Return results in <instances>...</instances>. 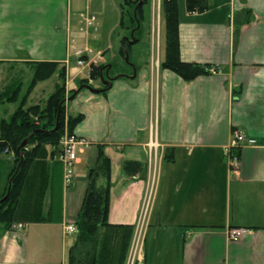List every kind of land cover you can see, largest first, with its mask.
<instances>
[{
  "label": "crops",
  "instance_id": "obj_1",
  "mask_svg": "<svg viewBox=\"0 0 264 264\" xmlns=\"http://www.w3.org/2000/svg\"><path fill=\"white\" fill-rule=\"evenodd\" d=\"M152 3L157 8L161 0ZM207 4L205 13L190 14L186 0H178L181 60L211 66L209 75L187 82L163 70L164 51L141 74L136 67L133 76L119 71L111 87L81 89L68 101L67 118L83 117L73 134L89 143L79 153L74 183L65 187L63 164L49 157L45 220L0 230V264H68L100 147L111 161L109 225L116 231L110 234L123 243L129 240L126 228H133L126 264L137 242L142 264H264V0ZM123 5L124 0H0V73L56 63L66 68V88L74 91L85 78L77 68L78 52L84 51L88 65L119 68ZM72 70L78 73L72 76ZM152 126L159 146L151 150ZM235 130L257 142L241 149L238 169L223 154ZM4 157L11 166L2 173L1 195L14 168L13 155ZM128 161L141 163L144 171L127 177ZM70 225L74 234L67 233ZM234 230L245 232L233 241Z\"/></svg>",
  "mask_w": 264,
  "mask_h": 264
},
{
  "label": "trees",
  "instance_id": "obj_2",
  "mask_svg": "<svg viewBox=\"0 0 264 264\" xmlns=\"http://www.w3.org/2000/svg\"><path fill=\"white\" fill-rule=\"evenodd\" d=\"M146 4L147 0H142V5L137 10V21L140 23L143 20L142 8ZM186 9L190 14H203L208 10L207 0H186ZM162 13L166 56L161 68L177 74L187 82L209 75L211 66L191 64L181 60L178 0H163ZM123 17H121V26ZM238 33L239 31L236 37ZM126 47L129 51L130 46ZM120 54L124 59L123 48ZM104 68L107 69L92 65L91 77L99 80ZM31 69L33 79L28 87L29 93L38 83L48 81L55 75H58L62 85L56 87L44 108L40 105L25 108L28 93L21 98L20 106L14 115L7 120H0V157L2 155L14 157V168L9 176L10 192L6 190L3 195L0 194V230L4 232L11 230L15 224L39 222L41 219L43 197L50 183L51 172L45 150L50 146L56 149L50 154V158L57 156L66 129V68L56 63H40ZM22 84V81L18 80L13 83V86L15 85L13 90L12 87L3 90L0 88V106L20 99ZM82 120V116L69 118L68 132L73 134ZM57 125L58 129H56ZM27 139L28 144L22 147ZM38 168L41 172H36ZM143 171L144 167L139 162L128 161L123 164V172L129 178H136ZM1 177L0 168V182ZM110 189L111 161L106 156L104 148L100 147L97 165L90 171L83 207L76 221L77 241L70 250L68 264H102L105 260V264L109 261L110 264H116V261L118 264H126L133 228H126L130 233L129 240L123 239V243L117 240L116 235L110 234L116 231V227L109 225ZM102 228L106 230L101 237Z\"/></svg>",
  "mask_w": 264,
  "mask_h": 264
},
{
  "label": "rangeland",
  "instance_id": "obj_3",
  "mask_svg": "<svg viewBox=\"0 0 264 264\" xmlns=\"http://www.w3.org/2000/svg\"><path fill=\"white\" fill-rule=\"evenodd\" d=\"M130 3V5L127 3ZM138 1L139 0H124V5H123V9H122V16L124 21H123V25L121 26L122 28H124L122 30L123 34H126L125 39H123L122 41V48L124 43L126 44L125 46L128 45V41H132V40H139L137 43L135 44H130V54L129 51L126 49H124V53L125 50L128 52L129 55V61L127 62L125 59H122V56H119L121 59L119 61H121V63L119 62L120 67L119 68H114L112 71L105 69L102 70V76L105 79L106 73L107 71H109V78L114 79L115 74L119 71H128V74L133 76L136 69L137 72H139L140 74L147 69V65L151 64L152 59L155 58L156 55V60H157V55L160 56V54L163 56L164 55V51H165V26H164V18H163V13H162V0L161 3L159 5H157L156 7H153V3L152 0H150V3L144 5V17L142 22L140 23L139 21H137V16H135V12L136 9L138 7ZM142 1V0H141ZM154 10V15H152V12ZM156 11V13H155ZM133 17L135 19H133ZM95 22V18H91L90 20H86V23L88 24V26L92 27L93 24ZM133 36V38H132ZM113 37V36H112ZM111 37V38H112ZM104 42L107 43L108 39L107 38H103ZM111 46L114 45L116 46L115 43V38L113 37L112 41L110 42ZM85 52H88L89 54H91L90 50H85ZM84 54L83 52H78V56L80 57V55ZM77 58L76 63H77V68L79 69V74L81 75V77H85L84 80H82L79 84L78 89L74 90V91H68L67 88L65 87V99L69 100L72 97H76L77 93L81 90V89H86L87 87H103L102 85V81L101 78L99 80L93 79L91 77V71H92V65H90L89 67H85L84 65L80 66L79 63V59ZM126 56H124L125 58ZM82 61L86 64H88L84 59H82ZM81 61V62H82ZM99 60H97L98 62ZM96 62V63H97ZM93 66L97 67L96 65L93 64ZM99 67H104V66H99ZM124 67L123 70H120ZM136 67V69L134 70V68ZM84 71V72H83ZM76 73H78L77 70H72V76H74ZM127 74V75H128ZM125 75V76H127ZM66 76H67V70H66ZM33 79L32 76V69L31 67L28 68L27 70L25 69H20V70H5L4 72L0 73V88L3 89H8L9 87H12L11 90L14 89L13 83L17 82L18 80L22 81V89H21V94H20V99L16 102L13 103H5L3 105L0 106V120L1 119H9L12 115H14L17 111V109L20 106V101L22 100V97H25L28 95L29 93V85L31 83ZM108 78H106L105 80H107ZM12 85V86H11ZM58 85H62V82L59 80L58 75L53 76L50 80L45 81V82H41L38 83L29 93L28 98H27V103L25 108H29L31 106H38L40 105L41 108H44L47 105V102L50 98V96L55 92L56 87ZM84 87H83V86ZM68 102L65 104V106H67ZM65 117H66V129L65 131L68 130V118H67V114L65 113ZM37 118V117H36ZM69 133V132H68ZM32 148V146H30V149ZM59 149H60V145H59ZM56 149H53L52 147L48 146V148H46V153L48 156V161H50L49 157L50 154ZM58 154V153H57ZM56 154V155H57ZM58 156V155H57ZM56 156V160L58 159ZM10 163L7 159V157L4 158H0V168L1 171L3 173V177L6 176V174L9 172L10 169ZM41 168V167H40ZM40 168L36 169V172L39 171L41 172ZM12 173V172H11ZM10 173V175H11ZM9 175V176H10ZM10 184V182H9ZM10 189V185H7L6 190ZM19 224V223H18ZM18 224L13 225V227L11 229H16L18 228Z\"/></svg>",
  "mask_w": 264,
  "mask_h": 264
},
{
  "label": "built area",
  "instance_id": "obj_4",
  "mask_svg": "<svg viewBox=\"0 0 264 264\" xmlns=\"http://www.w3.org/2000/svg\"><path fill=\"white\" fill-rule=\"evenodd\" d=\"M84 54L80 55V61L79 65H84L85 67H89L90 65L86 64L82 61V56ZM82 61V62H81ZM88 141L78 138L74 134L68 133V130L65 131V134L60 142V150L57 156V160L63 164L64 166V185L66 188H70L74 183L75 178V165L78 162L79 159V153L81 152V149L83 147L88 146ZM257 142L255 139L248 137L245 135L242 131L235 130L232 132L231 140L229 144L224 148L223 154L226 158L229 165L234 168L238 169L240 166V156L239 153L242 148L244 147H251L256 146ZM159 143L157 140V129L155 126H152V140L149 144V148L156 149L158 148ZM149 197H147L143 214L141 216V226L145 222L146 216H147V209L149 206ZM19 229H24V225H19ZM68 234H74L76 232V229L73 225L67 226L66 228ZM245 231L242 230H234L230 234L231 240H237L241 237V235ZM141 237V233H140ZM139 237V239H140ZM141 247L140 242L135 243L131 258H130V264H142V260L139 258L141 255Z\"/></svg>",
  "mask_w": 264,
  "mask_h": 264
},
{
  "label": "water",
  "instance_id": "obj_5",
  "mask_svg": "<svg viewBox=\"0 0 264 264\" xmlns=\"http://www.w3.org/2000/svg\"><path fill=\"white\" fill-rule=\"evenodd\" d=\"M142 5V1L141 0H139L138 1V7H137V9H136V12H135V16H137V10H138V8L140 7ZM132 38H133V36H132ZM129 43H128V45L129 46H131L130 44H135V43H137V41H135V40H132V41H128ZM126 44L124 43V45H123V48L124 49H126V46H125ZM125 55H126V61H129V55H128V52L125 50ZM107 80H105L104 79V77L103 76H101V81H102V84H103V86H105V87H111V85H112V83H113V81L115 80V79H112V78H109V71H107ZM87 89H91V88H89V87H87ZM92 91L93 92H98V93H101V92H103V91H105V89H103V90H99V91H96V90H93L92 89ZM75 98V96L74 97H72L71 99H69L68 101H71V100H73ZM67 100H65V103L66 102H68ZM56 129H58V125H57V128ZM28 139L23 143V145H22V147H24V146H26L27 144H28ZM10 188H11V184H10ZM9 192H10V189H9ZM9 192H8V195H9ZM7 195V196H8Z\"/></svg>",
  "mask_w": 264,
  "mask_h": 264
},
{
  "label": "flooded vegetation",
  "instance_id": "obj_6",
  "mask_svg": "<svg viewBox=\"0 0 264 264\" xmlns=\"http://www.w3.org/2000/svg\"><path fill=\"white\" fill-rule=\"evenodd\" d=\"M110 75V74H109ZM110 77V76H109ZM105 78H107V73H106V76H105Z\"/></svg>",
  "mask_w": 264,
  "mask_h": 264
}]
</instances>
